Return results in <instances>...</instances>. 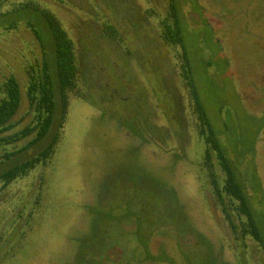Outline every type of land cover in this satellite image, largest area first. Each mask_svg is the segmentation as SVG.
<instances>
[{
  "label": "rangeland",
  "instance_id": "obj_1",
  "mask_svg": "<svg viewBox=\"0 0 264 264\" xmlns=\"http://www.w3.org/2000/svg\"><path fill=\"white\" fill-rule=\"evenodd\" d=\"M24 1L10 0L1 12ZM34 1L62 21L88 83L81 98L71 99L51 160L0 193V264H73L76 252L95 247L94 230L111 225L91 207L107 191L113 202L106 209L117 206L120 195L133 196L124 179L144 177L145 168L167 176L181 209L174 200L169 215L155 216L153 207L161 210L156 192L154 201L143 194L151 207L143 218L151 215L147 220L160 225L154 234L144 229L139 237L133 232L120 238L110 236L120 226H110L108 237L116 239L124 264L144 240L155 255L166 250L158 264H264V0H176L199 100L246 189L260 243L251 237L237 241L213 201L201 166L205 146L179 71L181 48L168 47L160 38L158 24L168 11L167 0ZM151 9L155 15L146 21ZM107 22L125 24V35L118 33L116 42L104 37ZM32 31L39 33L45 58L54 65L46 21L31 9H14L0 15V85L14 76L24 92L26 69L42 63ZM28 110L25 100L15 119L23 120L20 128L33 119ZM57 126L37 146L5 161L0 173L37 156ZM4 154L0 146V156ZM183 215L184 232L190 231L186 243L176 239L183 238L176 230ZM125 225L127 229L129 223ZM193 230L208 239L212 250L197 245Z\"/></svg>",
  "mask_w": 264,
  "mask_h": 264
},
{
  "label": "trees",
  "instance_id": "obj_2",
  "mask_svg": "<svg viewBox=\"0 0 264 264\" xmlns=\"http://www.w3.org/2000/svg\"><path fill=\"white\" fill-rule=\"evenodd\" d=\"M9 1L10 0H0V15L5 16L14 9L25 8L38 12L46 21L51 36L53 37L55 63L54 65L48 63L45 58L46 50L44 41L41 39L38 32L32 31L42 51V63L31 65L26 69L25 72L28 77V85L24 92L22 91L20 82L14 76L6 78L2 85H0V92L2 95L0 97V146L5 152L4 155L0 156V166L5 161L16 157V155L37 146L52 134L51 132L56 124H58V126L48 146L37 156L0 173V193L17 180L28 177L29 173L36 169V167L41 164L46 165L51 160L60 140L61 133L59 130H62L65 125L71 99L75 97L81 98L85 93V85L88 83L86 81L88 72L80 65V63L82 64V60L78 59L76 43L69 35L58 16L52 10L43 7L39 2L34 0H26L19 3L18 6L17 4L14 5L11 10L7 12H1V9L5 7ZM167 3L168 11L163 18L159 19L158 27L160 38L168 47L181 48V52L177 55L179 71L189 91L193 108L192 111L196 121V131L205 146L201 166L211 189L213 201L215 205L221 209L237 241L245 242L248 237H251L254 241L260 243L261 238L259 229L254 222L252 210L248 201V194L245 192L246 189H244L238 179L236 170L223 149L208 119L206 111L199 100L188 53L184 46L180 12L176 0H167ZM146 15L147 21L155 14L151 9ZM117 24L107 22L102 31L104 37L110 38L113 42L118 41V33L122 36L125 35V27L123 26L125 24ZM120 26H122L121 30ZM128 56H131L130 52L127 54V57ZM25 100L29 108L28 113L33 115V119L26 127L20 128L23 120L15 121V119L21 111ZM145 139L143 138V145L147 143ZM26 140L28 143L25 146L15 149L12 152L8 151L9 147H15L18 143ZM144 174V177H135L134 175L124 179L125 183L127 181L130 182V188L134 192V195H128L129 197L120 195L118 197L117 206L112 205L110 209H106L109 207L110 203L113 202L109 200L111 196H109L110 193L107 191L101 197L99 203L91 207L92 213L93 211L99 212V214L102 212L105 223L111 224L110 226L115 224L123 228V232H120L122 235L118 233L120 229L118 228L113 231L115 233L111 234V237L116 235L115 237L120 238L125 233L133 234V232L135 233L133 235L138 236V234L141 235L144 229H150L151 231L153 230V234L156 233V228H159L157 226L160 225L158 221L154 223L151 220H147L153 218L151 215H149L147 219L143 218V213L146 215V213L150 212L148 208H151L147 205L148 199L143 195L145 193L154 201L155 198H153L152 191H155L156 193H154V196L156 195L155 197L160 201L158 203L161 205V210H158L157 207H153L152 213L155 216H157V212L163 216L169 215L174 205L181 209L177 202V192L173 187L169 186L166 180L167 176L164 174L158 176L157 171L150 170V168H145ZM153 177L155 179H153ZM153 181L156 182L154 183ZM151 183H154L156 187L152 188L150 186ZM172 203L174 205H172ZM119 208L120 211H118ZM137 212L139 213L137 214ZM173 221V223H175V219ZM125 222L129 223L127 229H124V226L126 227ZM180 223L181 224H179L176 230L178 229V231H180L183 238L176 239L177 241L178 239H182V242L186 243V238L189 236L190 231L187 232V234L184 232L186 229L184 215ZM110 226H107L109 227L107 229L102 228L104 226H100L99 232H97L98 229L94 230V234L92 233L91 236L93 238V244H96L95 247L86 246L83 250L79 249V253H75L77 259H74L73 264L77 261L83 264H95V262L97 264H104L106 260H112L117 264H124L125 261L122 260L123 251L118 249V243L115 242L116 239L114 240L108 237V234L112 231V227ZM192 233L194 234L190 235L196 238L199 247L205 244L208 246V249L212 250L211 244L208 243V239L203 236V234L195 230H193ZM147 236L148 235H146V237ZM152 236L151 234V237ZM139 242L142 247L139 246V249H135L134 253H129L133 254V259L125 264H158L162 261L159 255L162 253L167 254L166 250L163 248L159 255H155L151 250L150 243L145 240L144 242Z\"/></svg>",
  "mask_w": 264,
  "mask_h": 264
}]
</instances>
